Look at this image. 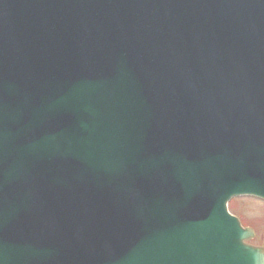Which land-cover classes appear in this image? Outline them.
<instances>
[{"label": "water", "instance_id": "obj_1", "mask_svg": "<svg viewBox=\"0 0 264 264\" xmlns=\"http://www.w3.org/2000/svg\"><path fill=\"white\" fill-rule=\"evenodd\" d=\"M264 0H0V264H264Z\"/></svg>", "mask_w": 264, "mask_h": 264}, {"label": "rangeland", "instance_id": "obj_2", "mask_svg": "<svg viewBox=\"0 0 264 264\" xmlns=\"http://www.w3.org/2000/svg\"><path fill=\"white\" fill-rule=\"evenodd\" d=\"M229 210L237 215L243 224L254 230L249 242L264 247V200L252 196H241L231 199Z\"/></svg>", "mask_w": 264, "mask_h": 264}]
</instances>
